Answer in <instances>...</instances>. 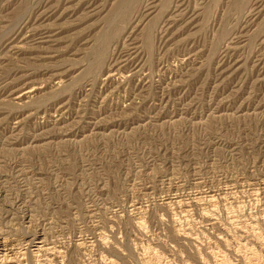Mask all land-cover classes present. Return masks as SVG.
I'll use <instances>...</instances> for the list:
<instances>
[{"label":"rangeland","instance_id":"374dc122","mask_svg":"<svg viewBox=\"0 0 264 264\" xmlns=\"http://www.w3.org/2000/svg\"><path fill=\"white\" fill-rule=\"evenodd\" d=\"M167 1L96 65L124 0H0V208L52 264H264V0H189L148 43Z\"/></svg>","mask_w":264,"mask_h":264},{"label":"bare ground","instance_id":"6f19581e","mask_svg":"<svg viewBox=\"0 0 264 264\" xmlns=\"http://www.w3.org/2000/svg\"><path fill=\"white\" fill-rule=\"evenodd\" d=\"M205 1V0H204ZM170 0L167 1V3H169ZM190 1L189 0H174V2L172 1V7L170 6L169 8V13L165 16V17H162V20H161V24L159 25L158 29H155L153 28L154 26L152 25L151 26V23L149 28H148V31L145 33L146 34V39L148 40V43L150 42V39L152 37V34L157 30L158 33H160V30L162 29L163 31H167L168 30V26H170L172 24H174V22L176 21V18H178L179 16L181 15H184L183 13L185 12L186 14L188 13V10H189V3ZM8 3V2H7ZM165 4V0H124L123 2V5L121 7L120 5V11L116 10V13H114L113 15L116 14L115 17H113L112 19H110L108 22L109 23V31L107 34H104L101 36V38L99 39V41H97V45L96 46V51H95V54H96V57H97V63L96 65H100V63L103 64L104 61H106V59L108 58V55L110 56V52L111 53V57L114 58V55L116 54V50L118 48H120L119 42L115 43L114 44V48L112 47V51H110V46H111V43H113L115 40L114 38H116L117 36L120 35L121 32L125 31L126 30V27L128 28L127 25H129L130 23V16L131 14L138 12V17H137V13H136V16H134V19L132 18V22H134V20L136 19V21L141 18V20L138 22V25L137 26H142L143 23L145 21H148V19L150 18V20H152V18L156 17V16H160V14L163 13L164 11V5ZM38 5V4H37ZM257 5V4H256ZM261 5V4H260ZM117 6V5H116ZM257 7V6H256ZM70 8V7H69ZM88 8V7H87ZM184 8V9H183ZM195 9V8H194ZM255 9V8H254ZM47 10V9H46ZM53 10V9H52ZM75 10V9H74ZM50 11V10H49ZM251 12H254L251 11ZM256 14H257V11H255ZM258 12H261V11H258ZM140 13V14H139ZM52 14V13H51ZM50 14V15H51ZM255 14V13H254ZM41 15H44V14H41ZM132 16V17H133ZM257 16V15H256ZM3 17V16H2ZM37 17H40V16H37ZM53 17V16H52ZM112 17V16H111ZM161 17V16H160ZM184 17V16H183ZM1 18V17H0ZM47 18V16L45 17ZM38 20V19H37ZM26 22V21H25ZM40 23V22H39ZM129 23V24H128ZM46 24V23H45ZM135 24V23H134ZM146 24V23H145ZM25 26V25H23ZM41 26V25H40ZM48 25H44V27H47ZM50 27V26H49ZM171 27V26H170ZM22 28V27H21ZM36 28V27H35ZM38 28V27H37ZM52 28V27H51ZM50 28V29H51ZM137 28V27H136ZM33 29V28H32ZM134 29V27H133ZM147 29V28H146ZM167 29V30H166ZM170 29V28H169ZM22 29L18 30L15 34L14 37H16V35L18 36V34L21 32ZM38 30V29H37ZM45 30H47L48 32V29L45 28ZM135 30V29H134ZM14 31V30H13ZM29 31V30H28ZM36 31V30H35ZM31 32V31H30ZM133 32V31H132ZM143 32V31H141ZM165 33V32H164ZM14 34V33H13ZM36 34V33H35ZM162 34V32H161ZM38 39L42 42V44H46L48 43L47 41H44L45 39H48L49 35H47V33H40L39 34H36L34 36H38ZM24 37V36H23ZM156 37V36H155ZM164 37V36H163ZM17 38V37H16ZM31 38V37H30ZM118 38V37H117ZM129 37H126L124 38L125 39V42H128ZM36 39V40H38ZM138 39V38H137ZM140 39V38H139ZM15 40V39H14ZM19 40V38H18ZM35 40V41H36ZM152 40V39H151ZM162 40V39H161ZM20 41V40H19ZM31 41H34V40H31ZM39 41V42H40ZM56 41V40H55ZM263 41V40H262ZM10 42V41H9ZM30 42V41H29ZM124 42V43H125ZM264 42V41H263ZM12 43V42H10ZM37 43V42H36ZM34 43V44H36ZM146 43V42H145ZM133 44V43H132ZM19 45V44H18ZM32 45V43H31ZM125 45V44H124ZM130 45V44H128ZM135 45V44H134ZM149 45V44H147ZM24 46V45H22ZM127 46V45H126ZM41 46L39 47H35L36 49L39 50ZM48 47V46H46ZM138 47V46H137ZM142 47V46H141ZM12 48V47H11ZM17 48V47H16ZM24 49V47H22ZM32 48V47H31ZM34 48V49H35ZM139 48V47H138ZM33 49V48H32ZM35 49V50H36ZM48 49V48H47ZM126 49V48H125ZM131 49V48H130ZM237 49V48H236ZM25 50V49H24ZM23 50V51H24ZM117 50V52H118ZM136 50H138L136 48ZM34 51V50H33ZM46 51V50H45ZM121 52V50H120ZM127 52V51H126ZM124 52V53H126ZM198 52V51H197ZM19 53V52H18ZM137 53V52H136ZM119 52H118V56H119ZM129 54V53H128ZM122 55V54H121ZM132 55V53H131ZM136 55V54H135ZM126 56V55H125ZM120 57H124L123 55L120 56ZM130 55L126 56V59L122 61V63L126 62L128 64V61L130 60ZM133 57V56H132ZM4 58V57H3ZM110 58V57H109ZM113 58H110V59H113ZM109 59V60H110ZM117 59V57H116ZM115 59V61H116ZM133 60V59H132ZM114 61V60H113ZM114 61V64L116 63ZM121 62V61H120ZM111 63V61H110ZM119 63V61H118ZM130 63V62H129ZM113 64V63H112ZM113 64V65H114ZM120 64V63H119ZM113 65H109L110 67H114ZM117 65V63L115 64V66ZM126 65V64H125ZM74 66V65H73ZM103 66V65H102ZM99 67V66H98ZM57 68V67H56ZM109 68V67H108ZM131 68V67H130ZM48 69V68H47ZM86 70V69H85ZM135 70V68H134ZM111 73V72H110ZM137 73V71H136ZM135 74V73H134ZM55 76V75H53ZM58 76V75H57ZM3 77V76H2ZM112 77L111 75L109 76V78ZM115 77V76H114ZM127 77V76H126ZM61 78V77H60ZM59 78V79H60ZM107 78V79H109ZM112 80V79H111ZM62 81V80H61ZM108 81V80H107ZM131 81V80H130ZM6 82V81H5ZM181 83V82H180ZM105 84V83H104ZM28 85V84H27ZM68 87V86H67ZM38 90V89H37ZM142 90V89H141ZM33 92H35V90H33V88L31 90H27L25 92H23V94L19 95L17 98H19L18 100L19 101H23L24 99H33ZM37 92V91H36ZM55 93V92H54ZM142 93V92H141ZM137 96V95H136ZM134 99V98H133ZM31 101V100H30ZM43 101V100H42ZM28 103V102H27ZM26 103V104H27ZM24 104H22L21 106H23ZM128 105V104H127ZM261 105V104H260ZM20 106V105H19ZM26 106V105H25ZM264 113V112H263ZM221 116V115H220ZM2 119V118H1ZM91 124V123H90ZM95 124V123H94ZM93 126V124H91ZM174 125V124H173ZM98 126V125H97ZM90 128V126H88ZM96 127V125L94 126ZM93 127V128H94ZM101 128V126H100ZM53 129V128H52ZM59 130H61L62 132V129L58 128ZM92 129V128H91ZM65 129H63L64 131ZM46 133V132H45ZM63 133V132H62ZM52 134V133H51ZM65 134V133H64ZM63 135V134H62ZM76 135V134H75ZM50 136H53V135H49ZM56 136V135H55ZM48 138V137H47ZM46 138V139H47ZM40 139V138H39ZM45 139V138H44ZM49 139V138H48ZM54 139V138H52ZM13 144V143H12ZM47 144V143H46ZM16 171V170H14ZM18 174V173H17ZM19 176V175H18ZM2 189V188H1ZM5 189V188H4ZM18 189V188H17ZM4 191V190H3ZM23 191V190H22ZM5 193V192H4ZM5 195V194H4ZM8 197V196H7ZM10 197V196H9ZM8 197V198H9ZM14 198V197H13ZM5 199V197H4ZM3 200V199H2ZM1 200V201H2ZM6 200V199H5ZM11 200V199H10ZM17 200V198H16ZM7 201V200H6ZM5 201V202H6ZM9 201V199H8ZM19 201V200H17ZM176 201V200H175ZM181 203V200L178 201ZM2 204V203H1ZM10 205L13 206V202H9ZM21 203H19L18 205H20ZM23 204V203H22ZM25 204V203H24ZM8 205V204H7ZM9 205V206H10ZM17 205V206H18ZM3 206V205H2ZM25 206H23L24 208ZM10 208V207H9ZM20 207H18L19 209ZM16 210V208H15ZM21 210V209H19ZM10 212V210L7 212V211H3L2 208H0V264H52L55 263V259L56 258H61V256L58 257V255H60L56 250L55 248H52V247H49V244L46 242V241H43L41 237H39L40 235H36V234H31V235H28V233H30L29 231V227L30 225L29 224V221L26 222L28 226H25V234H24V240L22 241V239L20 241L22 242H18V237L17 235L15 234V232L18 231L19 228H15L16 226L19 225V222L17 221V218H14V219H11L10 217H12L10 214H8ZM13 213V212H12ZM26 214V213H25ZM18 217V216H17ZM9 219L8 223L5 224V219ZM23 218H25L24 216H22L19 221H23ZM30 220V219H29ZM22 223V222H21ZM25 223V222H24ZM3 224V225H2ZM142 225V224H141ZM140 225V226H141ZM21 226V225H20ZM139 227V226H138ZM140 228V227H139ZM143 228V227H142ZM140 228V229H142ZM27 230V231H26ZM15 238V239H14ZM17 239V240H16ZM45 239V238H44ZM47 239V238H46ZM38 240V241H36ZM51 245V244H50ZM83 245V244H82ZM81 246V245H80ZM58 254V255H56ZM53 256V257H52ZM113 263V262H112ZM58 264V262H57Z\"/></svg>","mask_w":264,"mask_h":264}]
</instances>
